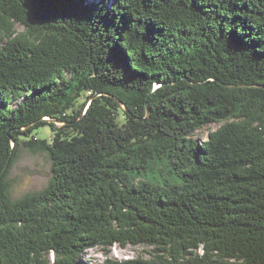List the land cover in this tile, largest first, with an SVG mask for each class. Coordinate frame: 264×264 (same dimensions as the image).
Returning <instances> with one entry per match:
<instances>
[{"label": "trees", "instance_id": "16d2710c", "mask_svg": "<svg viewBox=\"0 0 264 264\" xmlns=\"http://www.w3.org/2000/svg\"><path fill=\"white\" fill-rule=\"evenodd\" d=\"M22 148L52 177L14 200ZM95 249L264 264V0H0V264Z\"/></svg>", "mask_w": 264, "mask_h": 264}, {"label": "rangeland", "instance_id": "374dc122", "mask_svg": "<svg viewBox=\"0 0 264 264\" xmlns=\"http://www.w3.org/2000/svg\"><path fill=\"white\" fill-rule=\"evenodd\" d=\"M99 1V0H95ZM18 29H22L18 27ZM15 106V104L13 105ZM61 125V124H58ZM220 124H212L209 127H205L201 131L196 133V139L205 140L208 138V133L215 131ZM52 130L50 126L41 127L36 132V136L39 139L49 138L52 135ZM52 160L46 152L31 153L28 150L22 148L19 160L16 161L11 175H9V180L11 181V197L16 200L20 199L28 194H36L43 191L49 184L52 177ZM27 170L31 171H44L48 172L51 176L38 175H28ZM149 252L150 249L147 246H140L137 248L128 247L123 249L118 245L114 246L110 251L111 257L118 260H125L130 257H136L138 255H143L145 252ZM88 264H98L105 261L106 254L104 250L95 249L87 251L82 258Z\"/></svg>", "mask_w": 264, "mask_h": 264}, {"label": "water", "instance_id": "95a60500", "mask_svg": "<svg viewBox=\"0 0 264 264\" xmlns=\"http://www.w3.org/2000/svg\"><path fill=\"white\" fill-rule=\"evenodd\" d=\"M149 111V114H150V110H148ZM45 120H48V121H50V122H56V123H58V124H62V122L61 121H57V120H51V119H45ZM8 167V166H7ZM7 167L5 168V170H4V172H3V175L5 174V172L7 171ZM27 174L28 175H38V174H40V175H42V176H51L48 172H44V171H31V170H27ZM2 175V176H3Z\"/></svg>", "mask_w": 264, "mask_h": 264}]
</instances>
